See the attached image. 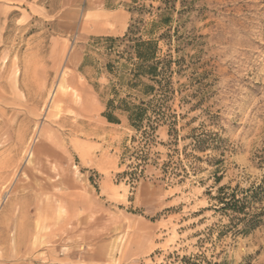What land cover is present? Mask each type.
Returning a JSON list of instances; mask_svg holds the SVG:
<instances>
[{"label": "rangeland", "instance_id": "374dc122", "mask_svg": "<svg viewBox=\"0 0 264 264\" xmlns=\"http://www.w3.org/2000/svg\"><path fill=\"white\" fill-rule=\"evenodd\" d=\"M131 7L0 0V264H171L197 253L264 264V227L219 239L228 220L213 199L263 173L264 0L177 1L179 44L161 46L180 62L179 140L169 145L160 126L145 163L140 134L104 116L106 39L124 37ZM194 128L219 150H193L182 138ZM170 158L187 174L167 175Z\"/></svg>", "mask_w": 264, "mask_h": 264}, {"label": "trees", "instance_id": "16d2710c", "mask_svg": "<svg viewBox=\"0 0 264 264\" xmlns=\"http://www.w3.org/2000/svg\"><path fill=\"white\" fill-rule=\"evenodd\" d=\"M157 1L160 5L156 7L152 3L146 5L142 0H132V18L126 34L122 38L106 39L107 56L112 54L115 56L103 67L110 79L107 85L109 98L104 116L113 123H120L119 116H122L128 125L140 134L141 150L136 152V158L143 163L148 160L146 149L154 141V135L160 126L167 127L169 145H178L180 131L177 129L179 115L172 105L177 92L173 81L177 71L173 65L175 63L180 65V62L173 60L171 56L170 58L162 56L161 46V43H164L170 50L175 40L179 44L180 25L173 23L178 0ZM147 15L150 16V20H146ZM197 129L194 128L182 139L191 140L189 146L193 150L201 152L208 148L219 150L220 147L214 144L212 134L198 133ZM174 151L177 152L176 149ZM257 158L259 159L257 164L263 171L259 179L248 187H241L239 184L235 187L220 186L217 194L213 196L217 201L216 210L228 220L218 235L219 239L227 234L245 236L264 227V153ZM222 162L220 159L217 164ZM141 166L142 163H138L136 167L142 173ZM188 166L193 168L191 164ZM187 168L183 160L173 162L170 158L164 162L162 169L167 175L178 177L186 175ZM141 173L134 172L133 181L137 180ZM221 180L222 177H216L217 184ZM171 264H228V262L217 261L214 260V256L208 258L203 253H197L189 256L176 254Z\"/></svg>", "mask_w": 264, "mask_h": 264}]
</instances>
